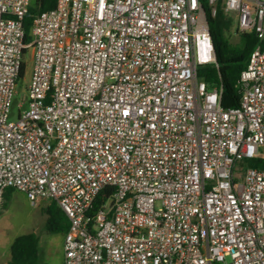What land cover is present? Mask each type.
<instances>
[{
    "label": "built area",
    "instance_id": "2783aa9c",
    "mask_svg": "<svg viewBox=\"0 0 264 264\" xmlns=\"http://www.w3.org/2000/svg\"><path fill=\"white\" fill-rule=\"evenodd\" d=\"M31 1L0 0V209L54 201L63 264H264V0H205L257 41L228 109L201 0H56L26 42Z\"/></svg>",
    "mask_w": 264,
    "mask_h": 264
},
{
    "label": "trees",
    "instance_id": "16d2710c",
    "mask_svg": "<svg viewBox=\"0 0 264 264\" xmlns=\"http://www.w3.org/2000/svg\"><path fill=\"white\" fill-rule=\"evenodd\" d=\"M205 19L213 46L215 64L198 66L196 76L204 81L209 88H217L220 91V105L224 109L237 107L239 95L236 89L237 79L241 71L246 67L250 53L257 44L253 34H238V43L230 44L228 34L233 28L232 19L225 16L217 5L214 16L210 15V7L207 1L201 0ZM56 0H32L28 13L23 20L24 39L29 41V29L33 16L38 13L48 11L55 6ZM25 65L21 66L19 79ZM247 166L264 169V160L256 157L247 161ZM112 189L101 191L95 198L91 214L104 201L105 197L111 193ZM14 191L5 190L1 210L7 206V201ZM46 215L44 230L48 234H63L68 230V221L64 213L54 201L44 209ZM38 236L35 233H28L16 237L10 247V260L8 264H35L38 260Z\"/></svg>",
    "mask_w": 264,
    "mask_h": 264
},
{
    "label": "rangeland",
    "instance_id": "374dc122",
    "mask_svg": "<svg viewBox=\"0 0 264 264\" xmlns=\"http://www.w3.org/2000/svg\"><path fill=\"white\" fill-rule=\"evenodd\" d=\"M228 40L232 45L238 43V36L233 30L228 34ZM24 62V75L17 83L16 99H20L25 95L26 85L30 81L33 68L30 51L25 53ZM242 166L244 168L248 167L247 161L243 163ZM50 203L51 201L49 200H43L32 205L22 193L14 191L7 201L6 208L0 211V243L8 242L11 238L32 232L37 236H49L50 234L45 233L44 230L46 218L44 209Z\"/></svg>",
    "mask_w": 264,
    "mask_h": 264
},
{
    "label": "crops",
    "instance_id": "0c3cea01",
    "mask_svg": "<svg viewBox=\"0 0 264 264\" xmlns=\"http://www.w3.org/2000/svg\"><path fill=\"white\" fill-rule=\"evenodd\" d=\"M63 234H50L47 237L38 236V260L35 264H63ZM15 238L0 243V264L9 263L10 247Z\"/></svg>",
    "mask_w": 264,
    "mask_h": 264
}]
</instances>
